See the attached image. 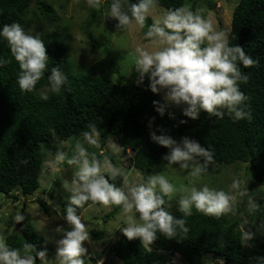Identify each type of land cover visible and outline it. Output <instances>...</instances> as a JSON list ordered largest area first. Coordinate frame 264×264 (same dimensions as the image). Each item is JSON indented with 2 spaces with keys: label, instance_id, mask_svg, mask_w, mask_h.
Masks as SVG:
<instances>
[{
  "label": "trees",
  "instance_id": "obj_1",
  "mask_svg": "<svg viewBox=\"0 0 264 264\" xmlns=\"http://www.w3.org/2000/svg\"><path fill=\"white\" fill-rule=\"evenodd\" d=\"M185 1L159 0L158 5L167 11L184 5ZM32 2L0 0V26L18 22L28 30L27 15ZM38 3L43 17L52 25L56 24L58 19L53 7L46 2ZM112 20L114 25L118 23L114 18ZM93 21L91 18L85 25L89 27ZM229 34L233 44L241 46L257 61L250 68L241 66L242 72L249 77L246 84H241V90L249 98L251 120L234 122L227 115L216 120L204 111L195 120L185 117L183 111L170 118L168 108L165 115L160 116L153 101L163 102V98L150 91L147 75L138 84L139 78L134 82H123L97 74L76 73L66 46L52 38L49 31L42 33L49 70L60 67L68 77V84L60 94L49 95L44 101L40 99V90L47 83L48 73L37 85L38 91L21 92L16 83L19 66L11 58L7 43L0 40V57L11 59L0 68V192L13 197L17 189L24 196L33 194L39 188V176L46 168L48 153L62 150V143L69 137L82 140L81 133L88 130L89 123L97 125L103 140L114 135L124 149L133 151V166L142 172L143 179L168 150L155 143L151 133L168 135L177 141L185 131L192 130L195 141L202 147H213L214 163H248L251 177L247 188L258 205L257 211L249 213L248 217L250 224L257 225L259 235L253 236L251 246L246 247L237 216L215 218L193 210V215L186 218L190 228L186 236L178 235L172 239L158 236L149 250L139 239L128 240L119 232L109 251L121 264H177L176 253L182 264H208L210 258L222 260L223 264H256L255 257H264V228L261 227L264 224V0H239L232 12ZM112 71L118 72V66L113 65ZM49 129L56 135L53 136ZM95 153L99 158V152ZM109 180L119 187L123 178L118 176L111 180L109 177ZM256 183L260 187L253 188ZM37 202L49 213L43 199L37 198ZM120 208L115 205L103 219L114 217ZM20 214L24 220L7 236L8 243L19 248L26 242L37 251L44 238L35 231L30 217L24 212ZM171 214L175 218L182 216L178 210ZM94 233L100 237L103 231ZM49 249L45 246L41 250Z\"/></svg>",
  "mask_w": 264,
  "mask_h": 264
},
{
  "label": "clouds",
  "instance_id": "obj_2",
  "mask_svg": "<svg viewBox=\"0 0 264 264\" xmlns=\"http://www.w3.org/2000/svg\"><path fill=\"white\" fill-rule=\"evenodd\" d=\"M106 2L108 0H87L89 7L95 10H100ZM158 3L159 0H136L134 3L131 0H110L106 16L114 18L117 27L123 30L129 26L143 29L146 18ZM144 36L151 41V49L136 48L134 68L139 73L138 84L147 75L150 91L154 94L163 92V102L153 101L160 116L165 115L169 105H183V115L193 120L199 118L201 111L216 120H222L226 115L234 122L252 119L247 103L249 98L241 90V84H246L249 77L242 72L241 66L250 68L257 61L241 46L233 44L227 31L218 30L199 11L182 5L167 10L161 19L148 26ZM0 40L7 43L11 58L19 66L16 83L21 92L38 91L37 85L46 73L47 83L40 90L41 100L47 101L49 95L60 94L68 84V77L60 67L49 70V56L39 32L25 30L20 23L12 22L0 26ZM10 62L11 59L0 57V68ZM169 116L171 118V113ZM49 131L56 135L53 129ZM81 137L82 140H76L71 154L57 150L54 154L48 153L46 160V164L57 169L64 165L75 168L67 204L62 211L56 206L57 213L69 226V230L56 229L63 236L58 241L56 259H46L45 250L36 251L26 242L22 247H11L7 235L0 232V264H87V249L83 242L90 240V229L83 222L79 209L88 202L120 206L126 223L120 231L128 240L139 239L149 250L158 236L168 239L186 236L190 231L186 218L193 215V209L220 218L234 212L245 197L250 214L258 209L248 191L247 178H233L227 191L210 187L207 183L200 187L195 184L177 187L163 174H149L139 182H132L127 173L109 162L107 156L98 159L97 154L85 146L100 147L101 133L96 124L89 123L88 130L83 131ZM151 139L169 149L164 157L168 165H178L193 178L203 177L208 166L214 163L213 147L205 149L188 137L177 142L168 135L153 132ZM118 176L123 178L122 187L109 180V177L115 180ZM177 193L180 195L175 201L182 214L180 218H175L168 210ZM14 219L20 222L24 216L17 214ZM261 227L264 228V224ZM251 240L252 234L248 233L246 247L251 246ZM254 259L256 264H264V257ZM176 262L179 264L180 261Z\"/></svg>",
  "mask_w": 264,
  "mask_h": 264
},
{
  "label": "rangeland",
  "instance_id": "obj_3",
  "mask_svg": "<svg viewBox=\"0 0 264 264\" xmlns=\"http://www.w3.org/2000/svg\"><path fill=\"white\" fill-rule=\"evenodd\" d=\"M38 1L46 2L53 7L58 19L56 24L52 25L48 19L43 17L44 15L38 9ZM38 1L36 3L33 0L30 4L27 15L28 30L39 32L41 35L44 31H49L52 38L62 41L66 46L74 72L102 75L115 81L121 79L123 82H134L139 78V73L134 68L135 50L137 47L151 49V41L144 36V33L148 30V26L155 20L161 19L166 12L164 7L158 5L146 18L143 29L129 26L123 30L118 28L117 24H113L111 17L106 16L108 2L100 10H95L87 5L86 0ZM238 1L186 0L184 5L190 6L193 11H199L218 30H225L229 33L232 12ZM91 18L94 21L87 27L85 24ZM113 65L118 66V72L112 71ZM160 94L163 98V92ZM183 107V105H169L168 109L171 115H175L182 111ZM183 137L195 140L192 130L185 131L177 142ZM76 140L74 137L67 138L61 145L62 151L67 153L71 151L72 153ZM85 146L88 147L89 151H98L100 155L98 159L103 160L107 156L110 163L120 167L128 174L130 181L139 182L143 179L142 172L133 166V151L129 148L124 149L116 136L109 135L104 140L101 138L99 148ZM168 152L169 149L152 167L149 174L166 175L177 187L180 184L188 186L195 184L200 187L207 183L210 187L227 191L233 178L241 176L249 180L251 177L248 163L234 161L228 164H210L207 168L208 172L203 177L193 178L187 170L181 171L178 165H168V161L164 159ZM45 167L39 176V188L33 194L24 196L17 189L13 192L14 197H16L14 198L12 194L6 195L0 192V232L7 236L13 232L18 226V222L14 219L15 216L24 212L30 217L35 231L44 238L37 251L49 246L50 249L46 251V259L54 261L58 241L63 238L62 233L57 232L56 229L62 227L69 230L63 216L57 213L56 206L58 205L61 211L66 206L67 197L70 195L68 189L74 178L75 168L64 165L57 169L46 164V162ZM122 186L123 180L119 187ZM256 187H260V185L256 183L253 188ZM179 195L177 193L174 200L170 201L171 207L168 209L170 212L178 210V203L175 200L179 198ZM37 198L46 202L49 213L41 208ZM114 206L91 203L79 212L83 222L90 229V240L83 242V246L87 249V264H98V261H103V264H121L120 260L109 251V247L117 233L121 232L120 229L126 226L124 213L120 208L114 217L107 220L103 219V215ZM248 215L247 197H245L237 204L234 212L221 216L223 218L237 216L240 219L244 232V242L248 233H251L252 237L259 235L257 225L249 223ZM99 230L103 231L100 237L94 233V231ZM249 243L251 244V241ZM174 259L181 262L178 254H175ZM208 264L223 263L222 260L210 258Z\"/></svg>",
  "mask_w": 264,
  "mask_h": 264
},
{
  "label": "water",
  "instance_id": "obj_4",
  "mask_svg": "<svg viewBox=\"0 0 264 264\" xmlns=\"http://www.w3.org/2000/svg\"><path fill=\"white\" fill-rule=\"evenodd\" d=\"M86 3H87V0H86ZM87 5H88V3H87ZM18 225H19V222H18ZM18 229V226H16V229L15 230H17Z\"/></svg>",
  "mask_w": 264,
  "mask_h": 264
}]
</instances>
